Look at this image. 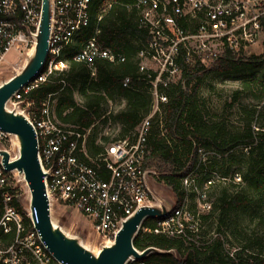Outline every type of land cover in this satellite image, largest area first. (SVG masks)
Listing matches in <instances>:
<instances>
[{
    "label": "built area",
    "instance_id": "2783aa9c",
    "mask_svg": "<svg viewBox=\"0 0 264 264\" xmlns=\"http://www.w3.org/2000/svg\"><path fill=\"white\" fill-rule=\"evenodd\" d=\"M96 1L50 0L47 56L43 66L46 71L37 76L35 83L44 82L53 72L67 70L65 52L88 28L91 7ZM249 2L247 0V4ZM247 4H240L237 0H135L132 8L137 11V27L148 37L136 58L138 73L149 86L150 106L139 124L122 139L112 135L111 130L115 126L109 120V113L83 133L72 126L62 125L54 116L53 96H48L38 105L25 98L35 85L23 87L11 97L10 106L24 115L35 133L37 157L45 174L51 210L53 206L75 210L88 223L98 243H112L122 224L138 209L157 205L148 182L155 173L145 169L144 163L153 126L157 125L161 136L165 133L163 116L168 100L158 86H170L169 79L180 76L177 64L180 53L186 63L197 59L202 64L206 59L214 63L224 51H229L236 58L246 57L260 32L261 17L260 14L248 17ZM41 7L42 0H0V63L5 61L10 51L16 53L18 62L30 54L40 23ZM97 35L98 31L83 42L73 58L74 62L90 70L91 77L95 74V62L98 60L110 64L123 62L97 44ZM194 40L198 41L195 50L190 48ZM213 42L221 43V53L209 52L208 44ZM128 84L129 78L124 79L122 86ZM99 126L103 127L100 137L107 141L99 139L96 146L100 151L90 156L85 139L94 129L99 132ZM7 137L10 136L0 130V142ZM197 154L198 163L206 166L204 150L197 149ZM10 175L0 165V200L3 206L0 232L3 236H10L0 247V264H60L41 241L26 207H21L20 211L11 208L16 191L10 183ZM193 185L192 176L182 179L187 195L179 207H176V200L171 199L174 207L166 216L156 219L154 234L188 241L196 239L202 213H209L210 203L206 198L211 180L196 192L195 211L189 210V192ZM126 264L143 263L131 258Z\"/></svg>",
    "mask_w": 264,
    "mask_h": 264
},
{
    "label": "trees",
    "instance_id": "16d2710c",
    "mask_svg": "<svg viewBox=\"0 0 264 264\" xmlns=\"http://www.w3.org/2000/svg\"><path fill=\"white\" fill-rule=\"evenodd\" d=\"M134 2L135 0H97L91 7L88 28L65 52L64 61L67 63V70L63 73L53 72L44 82L35 83V80L27 87L34 85L36 87L31 89L25 98L38 105L48 96H53L55 101L53 112L56 120L62 125L72 126L83 133L106 114L102 112V106L111 103L115 97H119L125 104L124 110L116 115L109 113V120L113 126L119 127L118 139L132 132L148 113L150 106L149 86L142 81V76L138 73L139 62L136 58L141 45L146 43L148 37L145 31L137 27V11L132 8ZM99 16L101 20L98 21ZM259 24L263 35L260 56L236 58L229 51H224L214 63L205 67L197 59L186 63L184 55L180 53L177 59L181 70L178 83L164 88L158 86L168 100L163 116L165 133L161 136L157 125L153 126L148 138L149 151L144 168L158 173L159 181L174 196L176 207L181 205L183 198L187 195L182 186L183 178L195 176L194 185L189 192L190 206L196 192L200 191L205 182L210 180L211 172H215L211 164L203 166L198 163L197 149L199 148L213 152L220 161L225 154L238 148L247 150L251 163V165L248 163L251 166V169L248 168V175L251 176L250 185L260 202L262 201L264 195V130L255 133L250 129H244L238 134L225 132L222 124L206 119L203 102L198 95L201 83L207 74L243 73L247 80L246 85L258 84L261 90L260 98L264 97V16L259 18ZM96 31H98L97 44L102 49L109 50L117 58L123 59V62L110 64L104 60H98L95 62V74L91 77L90 70L85 65L74 62L73 58L79 52L81 44L94 36ZM45 71L46 68L43 67L39 75H43ZM126 78H129V84L123 87L122 83ZM74 91L83 100L82 105L74 101ZM239 95L240 92H235L233 101ZM98 135L99 132L94 129L91 140L86 144L90 156H95L100 151V147L94 144ZM99 139L105 140L102 137ZM255 153L259 161L252 159ZM218 170L220 173L223 172L222 165ZM225 174L226 172L223 175ZM15 195L16 199H13L11 208L20 211V198L16 193ZM250 203L251 200L241 193L228 195L226 191H222L213 210L217 209L219 222L222 223L229 212L247 207ZM2 214L3 206L0 200V217ZM206 218L208 216L201 217L205 220ZM157 223L156 219L144 220L133 241V247L137 251L155 248L168 253L150 254L140 263L226 264L231 261L228 255L221 257L219 254L221 248L219 237L202 241L200 249H204V252H201L196 247V241L154 234L153 230L157 228ZM143 229L147 231L144 232ZM9 239L10 236H3L0 232L1 243H6ZM180 254H186L187 257L182 259ZM244 261L239 262L244 263ZM247 261L250 264H264V248L256 255L248 256Z\"/></svg>",
    "mask_w": 264,
    "mask_h": 264
},
{
    "label": "rangeland",
    "instance_id": "374dc122",
    "mask_svg": "<svg viewBox=\"0 0 264 264\" xmlns=\"http://www.w3.org/2000/svg\"><path fill=\"white\" fill-rule=\"evenodd\" d=\"M237 1L240 4H247V0ZM249 1V4H247V16L259 14L264 16V0ZM262 41L263 35L259 32L255 45L246 52V57L260 56L262 54ZM197 42V40L192 41L190 48L195 50ZM208 48L211 53L214 51L221 53L223 51V47L219 42L208 44ZM205 61L203 62L205 67L212 64L207 59ZM24 62V59L18 62L15 52H8L5 56V61L0 63V85L13 77L16 71L21 69ZM149 66L154 69L152 64ZM244 77L245 74L243 73L233 75L207 74L199 89L198 95L199 99L203 102L206 119L213 123L222 124L227 133L238 134L244 129H250L255 133L264 130V97L260 98L261 90L258 87L259 85L256 83L246 85L247 80ZM179 78L180 76L175 75L169 79V83L176 85ZM235 92H240V95L233 101ZM73 98L78 105H82L83 100L75 91L73 92ZM124 107L125 104L122 99L115 97L111 103L102 106V112L116 115L124 110ZM98 130L100 134L95 139V145L99 144L98 141L102 135L103 127L99 126ZM111 133L113 136H118L119 127L115 126L111 130ZM91 134L92 132L89 136H86L85 146L91 140ZM0 149L5 150L11 159L16 157V148L12 137H7L4 141H1ZM202 150H204L207 156V165L211 164V168L215 169V172H211V185L207 190L206 200L210 203L209 213H202L204 217L208 216V218L206 220L200 219L198 234L196 235V239H192L197 242L196 247L201 252H204V249H200V244L209 241L211 238L219 237L221 240L219 254L221 257L228 255L231 260L226 264H250L247 261L248 256L256 255L259 250L264 248V195L260 202V199L250 185L251 176L248 175V168L250 167L249 169H251V163L248 159L250 158L248 151L238 148L225 154L220 161L219 158L214 156L213 152L205 149ZM197 158L199 159L198 154ZM254 158L256 161H259L256 153L252 159ZM220 165L223 168L222 173L218 170ZM151 171L155 173V176H152L148 182L153 193L161 198L174 200L175 198L170 190L159 181L158 173L154 170ZM225 172L226 174L223 175ZM9 178L13 189L20 198V206H25L27 199L25 184L20 182L19 177L15 174H11ZM238 179L239 181H237ZM197 189L199 190V188ZM222 191H226L228 195L241 193V195L248 197L251 203L247 207L229 212L226 219L220 223L219 212L217 209L214 211L213 208ZM194 196L189 206V210L191 211H195L197 208L196 194ZM51 215L54 221L62 224L68 233L81 237L88 249L92 251L99 250L102 243H98L93 238L90 226L75 210L53 206ZM2 245L3 243L0 242V247ZM173 255L178 256L176 254ZM180 257L185 259L187 255L180 254ZM240 260L245 261L241 263L239 262Z\"/></svg>",
    "mask_w": 264,
    "mask_h": 264
},
{
    "label": "water",
    "instance_id": "95a60500",
    "mask_svg": "<svg viewBox=\"0 0 264 264\" xmlns=\"http://www.w3.org/2000/svg\"><path fill=\"white\" fill-rule=\"evenodd\" d=\"M51 18L50 0H42L41 18L32 51L26 57L21 69L0 85V130L13 138L16 157L0 149V165L8 172L14 171L20 182L25 183L29 211L41 241L48 252L60 264H126L131 258L141 261L150 254H166L155 248L141 252L133 247L142 222L146 219H161L174 207L172 200L153 193L157 205L138 209L121 226L112 244L102 243L99 251L88 249L83 239L70 234L51 215L47 196L45 174L37 157V143L32 126L16 107L10 106L11 97L23 87L34 82L43 69L47 56V41Z\"/></svg>",
    "mask_w": 264,
    "mask_h": 264
},
{
    "label": "bare ground",
    "instance_id": "6f19581e",
    "mask_svg": "<svg viewBox=\"0 0 264 264\" xmlns=\"http://www.w3.org/2000/svg\"><path fill=\"white\" fill-rule=\"evenodd\" d=\"M19 70H17L16 72H18ZM8 135V134H7ZM0 161H2V156H0ZM9 172H11V174H15L16 175V173L14 172V171H9ZM17 176V175H16ZM24 183V182H23ZM25 184V183H24ZM107 244H112V243H110V242H107ZM99 250H95L94 252L95 253H97Z\"/></svg>",
    "mask_w": 264,
    "mask_h": 264
}]
</instances>
